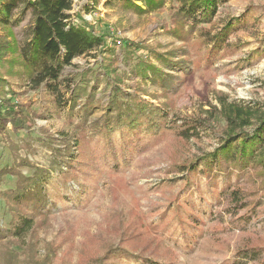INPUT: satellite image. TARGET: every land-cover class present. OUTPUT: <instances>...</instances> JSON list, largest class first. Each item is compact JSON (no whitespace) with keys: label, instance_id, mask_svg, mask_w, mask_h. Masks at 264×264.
<instances>
[{"label":"trees","instance_id":"1","mask_svg":"<svg viewBox=\"0 0 264 264\" xmlns=\"http://www.w3.org/2000/svg\"><path fill=\"white\" fill-rule=\"evenodd\" d=\"M75 1L0 0V139L7 142L12 156L18 158L23 147L14 143L10 134L32 130L36 119L46 118L50 111L46 109L38 115L31 104L18 102L12 88L15 83L24 87V95L45 89L53 97L56 113L61 112L64 103L69 117L81 114L72 136L60 140L65 146L53 149L48 168H41L28 158L16 159L18 164L0 168V187L6 176L17 179L13 189H0V199L12 210L9 227L0 230V236L10 234L20 238L32 229L35 217H45L69 202H76L79 207L92 178L119 176L139 152L165 145L168 137L187 142L207 132L213 134L211 123L219 119L226 125L217 147L176 166L182 183L180 193L170 202L172 208L164 228L171 227L172 221L177 222L174 232L179 231L183 241L191 243L202 234L205 214L214 205L220 208L223 202L227 203L224 212L228 216L248 222L255 209L264 205V194L248 192L238 181L248 176L260 182L262 179L264 191V110L231 103L221 93L216 106L211 103L214 114L208 109L191 118H173L175 100L183 95L188 76L214 72L215 63L231 47L229 40L238 32L239 19L216 22L220 6L230 0H172L170 22L164 28L172 39L171 46L122 42V60L129 67L128 72L114 67L118 41L99 33L82 12L92 14L103 2L104 7L121 5L125 12L144 15L163 8L166 0H89L81 11L73 13ZM28 15L30 28L24 32L23 43L17 42L15 27ZM95 55L102 57L101 68L110 86L108 103L96 119L93 118L97 109L96 88L87 78L93 74L90 70L84 79L85 87L68 85L71 95L67 100L60 90L64 70L78 58ZM64 80L67 84L74 83L68 78ZM153 88L158 92H151ZM83 98L85 101L80 104ZM211 112V117L206 116ZM247 127L254 129L249 132ZM25 147L31 156L35 155L31 146ZM20 167L33 171L24 175L17 169ZM58 172L60 175L54 177ZM71 182L78 188H71ZM3 239L8 238H0V245L7 247ZM259 248H249L243 253L257 252ZM116 257L122 264H157L124 250H109L104 261H114ZM94 258L101 260L100 255ZM6 264L11 263L7 260Z\"/></svg>","mask_w":264,"mask_h":264},{"label":"rangeland","instance_id":"2","mask_svg":"<svg viewBox=\"0 0 264 264\" xmlns=\"http://www.w3.org/2000/svg\"><path fill=\"white\" fill-rule=\"evenodd\" d=\"M88 1L76 0L73 13L81 11ZM103 4L92 14L82 13L99 33L109 37V40L118 41V57L114 67L121 72L129 71L122 60V42L152 46L160 43L165 48L171 46L172 39L164 28L170 22L172 0H166L160 10L144 15L134 11L125 12L121 5L104 7ZM138 6L142 4L138 3ZM237 18L239 29L229 40L231 47L225 49L223 57L215 63L214 72L188 76L183 95L175 100L176 113L173 118H191L208 109L214 114L215 110L210 106L211 103L216 106V99L221 93L231 103L264 110V0H230L220 6L216 22L223 24ZM30 24L31 17L28 15L15 27L17 42L23 43L24 32L30 28ZM101 58L100 55L78 58L73 66L64 70L61 77L63 84L60 90L67 100L71 95L68 85L85 87L87 71L93 73L87 78L96 88L94 119L103 114L110 94V86L101 68ZM66 78L74 83L67 84ZM12 88L18 102L31 104L38 115L50 109L46 118L36 119L32 130L22 131L19 135L10 134L12 141L23 147L18 152V161L28 158L35 165L48 168L53 149L65 146L59 142L63 137L72 136L81 114L69 117L64 103L61 104V112L56 113L53 97L45 89L24 95V87L15 83ZM90 88L92 91L93 87ZM151 92L158 91L153 88ZM84 101L83 98L79 103L83 104ZM212 112L206 116L211 117ZM220 121H212L213 134L207 132L201 138L187 142H179L171 136L165 145L139 152L126 166L124 173L117 177L99 175L95 180L91 177L93 181L90 180L88 194L82 195L85 199L80 201L79 207L76 202H69L66 207L57 208L45 217H35L32 229L20 238L10 234L0 236L8 238L3 239L7 247L0 245V264H6L7 260L11 264H122L118 257L114 261H104L109 250L135 253L157 264H264V205L255 209L248 222L228 216L224 212L226 202L220 208L214 205L211 212L204 216L202 234L188 244L183 241L179 231L174 232L177 222L172 221L171 227L164 228L168 211L172 208L170 202L180 193L182 183L176 166L212 152L217 147L218 138L226 125L224 120ZM246 129L252 132L254 127ZM26 145L31 146L34 156L30 155ZM73 152L77 157V151ZM16 159L10 153L7 142L1 138L0 168L11 166L14 162L18 164ZM17 169L24 175H30L33 171L28 167ZM86 169L92 171V168ZM58 175L59 172L53 176ZM3 180L2 191L16 186L15 177L6 176ZM238 182L248 192L257 191L259 196L264 194L262 179L260 182L258 178L248 176ZM201 183L205 188L204 179ZM70 186L78 188L73 182ZM198 199L196 193L195 200ZM11 211L0 199V230L9 227ZM249 248L259 249L244 254L243 251ZM97 255H100V261L94 258Z\"/></svg>","mask_w":264,"mask_h":264}]
</instances>
